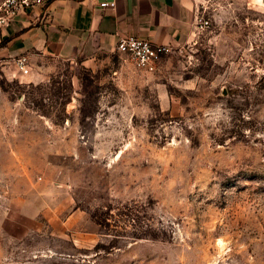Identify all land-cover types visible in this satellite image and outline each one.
<instances>
[{
  "label": "rangeland",
  "instance_id": "1",
  "mask_svg": "<svg viewBox=\"0 0 264 264\" xmlns=\"http://www.w3.org/2000/svg\"><path fill=\"white\" fill-rule=\"evenodd\" d=\"M208 18L153 70L0 57V264H264V0Z\"/></svg>",
  "mask_w": 264,
  "mask_h": 264
},
{
  "label": "crops",
  "instance_id": "2",
  "mask_svg": "<svg viewBox=\"0 0 264 264\" xmlns=\"http://www.w3.org/2000/svg\"><path fill=\"white\" fill-rule=\"evenodd\" d=\"M201 0H46L16 16L0 31V57H79L116 54L120 36L135 35L170 48L195 37ZM101 2H114L101 6ZM36 76L29 78V81Z\"/></svg>",
  "mask_w": 264,
  "mask_h": 264
},
{
  "label": "built area",
  "instance_id": "3",
  "mask_svg": "<svg viewBox=\"0 0 264 264\" xmlns=\"http://www.w3.org/2000/svg\"><path fill=\"white\" fill-rule=\"evenodd\" d=\"M46 0H0V31L7 26L16 16L25 13L28 9L42 5ZM114 2H101V6H113ZM212 0H201L198 3V9L194 16V25L196 29L208 27L210 21L208 18V9ZM170 47L152 42L146 38L129 34L120 36L115 45V51L118 54L128 56L135 65L146 70H153L156 63L164 54L169 52ZM13 63L27 74L28 59L24 55L13 57Z\"/></svg>",
  "mask_w": 264,
  "mask_h": 264
}]
</instances>
